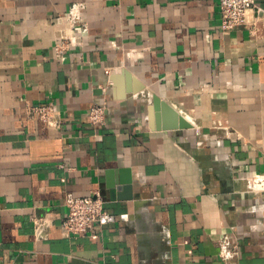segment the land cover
Instances as JSON below:
<instances>
[{"label": "crops", "instance_id": "0c3cea01", "mask_svg": "<svg viewBox=\"0 0 264 264\" xmlns=\"http://www.w3.org/2000/svg\"><path fill=\"white\" fill-rule=\"evenodd\" d=\"M249 20L223 30L218 0H0V264H264V0ZM154 96L193 127L158 130ZM96 190L116 222L65 236L67 197Z\"/></svg>", "mask_w": 264, "mask_h": 264}, {"label": "built area", "instance_id": "2783aa9c", "mask_svg": "<svg viewBox=\"0 0 264 264\" xmlns=\"http://www.w3.org/2000/svg\"><path fill=\"white\" fill-rule=\"evenodd\" d=\"M222 14L221 28L223 30H233L237 27L249 23V13L257 7V0H218ZM83 3L73 4L69 10L68 20L76 22L81 18ZM70 38H63L55 44V53L58 58H62L73 44ZM30 114L45 121L52 128H60L59 111L50 104L30 107ZM108 104H94L89 112L90 123L94 127L102 126L107 121ZM254 189L264 192V174L256 175L252 178ZM68 213L63 221L62 229L65 236L84 235L94 229L97 225H107L116 222L117 218L110 213L105 206V200L100 190L94 191L86 196L69 195L66 199ZM51 221L46 217L34 218L36 235L44 228L50 226ZM232 242L229 238L224 239L220 246V257L229 260L237 255L238 251L231 249Z\"/></svg>", "mask_w": 264, "mask_h": 264}, {"label": "water", "instance_id": "95a60500", "mask_svg": "<svg viewBox=\"0 0 264 264\" xmlns=\"http://www.w3.org/2000/svg\"><path fill=\"white\" fill-rule=\"evenodd\" d=\"M154 118L158 130H177L192 128L193 124L182 114H180L172 105L160 98L154 96ZM126 182H130L127 179Z\"/></svg>", "mask_w": 264, "mask_h": 264}]
</instances>
